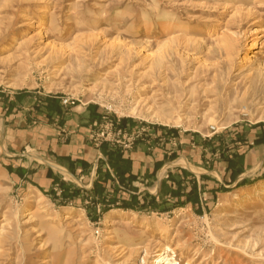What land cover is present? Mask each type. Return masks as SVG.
<instances>
[{"label":"rangeland","instance_id":"1","mask_svg":"<svg viewBox=\"0 0 264 264\" xmlns=\"http://www.w3.org/2000/svg\"><path fill=\"white\" fill-rule=\"evenodd\" d=\"M24 92L98 107L87 132L97 149L114 146L89 138L106 123L124 153L167 135L172 165L157 164L138 193L170 202L166 212L99 204L93 220L91 194L23 189L0 137V264H264V0H0V97ZM181 145L202 154L178 157ZM168 166L194 176L198 205L174 207L166 177L156 188ZM59 176L92 188L90 174Z\"/></svg>","mask_w":264,"mask_h":264},{"label":"crops","instance_id":"2","mask_svg":"<svg viewBox=\"0 0 264 264\" xmlns=\"http://www.w3.org/2000/svg\"><path fill=\"white\" fill-rule=\"evenodd\" d=\"M34 94L24 92L0 97V137L5 164L23 189L55 188L61 182V171L76 181L84 180L90 174L87 186L92 187L97 178L99 158L101 156L102 159L103 154L87 140V132L92 125L100 123V109L94 105L65 109L61 97L52 96L39 104V96ZM163 134L165 131L156 132V136ZM147 136L150 135L145 134ZM165 140V145L157 142L150 148L152 141L139 139L133 150L124 153L132 162V173L139 175V189L145 184V178L151 180L150 175L157 164L163 167L172 163L169 162L173 159L172 152L167 150L170 149V138L166 135ZM186 147L190 149L189 153L181 145L176 155L194 159L202 154L194 145ZM204 167L208 168V164ZM168 170L173 171V167L168 166ZM204 173L208 171L204 169L201 174ZM167 174L160 176L159 172L156 173L160 177L155 182L156 188L160 187V181Z\"/></svg>","mask_w":264,"mask_h":264},{"label":"trees","instance_id":"3","mask_svg":"<svg viewBox=\"0 0 264 264\" xmlns=\"http://www.w3.org/2000/svg\"><path fill=\"white\" fill-rule=\"evenodd\" d=\"M58 111L60 112L59 107ZM126 122L127 120H122L121 126L124 127ZM100 150L103 158L99 160L97 178L92 188L86 191L77 187H69L65 183L60 182L59 186L62 187V198L64 201H74L81 197V194H91L90 203L92 207L89 210V214L93 220H97L99 217L97 214L99 204L104 207L103 211H109L112 208H123L135 211L166 212L168 208L164 207L165 203L170 202L166 197L165 200L161 201L157 196L149 192L138 193L139 186L137 183L140 178L139 175L132 173V162L124 156V151L118 147L111 146L109 143H103ZM227 160L231 164L232 161L230 159ZM158 166L156 165V168ZM176 172L177 170L170 171L162 182V187L165 185L168 188L166 192L167 198L175 200L174 207L177 208L188 204L198 205L200 201L194 176L185 170L180 171L181 174L178 176L175 175ZM187 177H193L191 189H186L184 185ZM114 179L115 181L118 180L117 184L113 182ZM145 180L147 181L146 184L149 185V177L145 178ZM107 184L114 188L112 194L109 193ZM122 193H126L125 196L120 195Z\"/></svg>","mask_w":264,"mask_h":264},{"label":"built area","instance_id":"4","mask_svg":"<svg viewBox=\"0 0 264 264\" xmlns=\"http://www.w3.org/2000/svg\"><path fill=\"white\" fill-rule=\"evenodd\" d=\"M63 103L65 105H67V104H69V100L68 99H65L63 101ZM112 127H113V124L106 123L104 126H102V128H100V129L97 130L98 132H93L89 136L90 140L100 141L101 139H103L104 141H107L108 140L114 146L119 145L120 147L121 146H124V148L128 147L129 145H127L126 142L123 143L120 140H115V138H111V139L109 138L110 132L113 131V128ZM212 129H215V128L212 127ZM113 132L116 133V131H113ZM121 133H122V131L119 130L118 131V134L121 135ZM134 138L135 137H133V136L129 137V139H128L129 140L128 141L129 143L128 144L132 145L133 144V141H134Z\"/></svg>","mask_w":264,"mask_h":264},{"label":"bare ground","instance_id":"5","mask_svg":"<svg viewBox=\"0 0 264 264\" xmlns=\"http://www.w3.org/2000/svg\"><path fill=\"white\" fill-rule=\"evenodd\" d=\"M160 115H161V114H160ZM159 118H161V116H159ZM44 200H46V198L44 197V195L39 194L38 198H36V199L34 200V202H36V203H37V206L39 207V206H41V204L43 203ZM42 212H44V211H42ZM124 224H125V225H129V222H124ZM164 231H165V230H164ZM167 250H170V248L167 247V246H164V247L162 248V250H161V252H160V254H159V258H160V262H159V263H161V262H163L164 260H167V259H168V258H166V256H165ZM173 253L175 254L176 252L173 251ZM159 258H158V259H159ZM165 262H166V261H165ZM172 264H177V263H176V260H174V262H173Z\"/></svg>","mask_w":264,"mask_h":264}]
</instances>
